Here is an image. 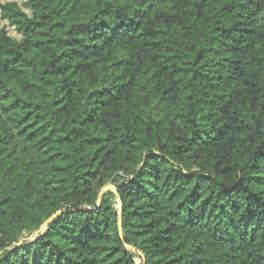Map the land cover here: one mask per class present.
<instances>
[{"label":"trees","instance_id":"trees-1","mask_svg":"<svg viewBox=\"0 0 264 264\" xmlns=\"http://www.w3.org/2000/svg\"><path fill=\"white\" fill-rule=\"evenodd\" d=\"M12 1L0 264H264V0Z\"/></svg>","mask_w":264,"mask_h":264},{"label":"rangeland","instance_id":"rangeland-1","mask_svg":"<svg viewBox=\"0 0 264 264\" xmlns=\"http://www.w3.org/2000/svg\"><path fill=\"white\" fill-rule=\"evenodd\" d=\"M9 2H13L12 0H0V4H6V3H9ZM14 2H16V3H18L19 5H22L23 4V2H24V0H16V1H14ZM0 25L1 26H4L5 25V23L4 22H2V21H0ZM7 32H8V34H9V36H11V37H13V38H18V35H17V33L12 29V28H10V27H8L7 28ZM194 172H195V170H193ZM109 187H112V185H108ZM108 190H111V188H108L106 191H108ZM105 192V191H104ZM29 239V236H28V234H23L22 235V238L20 239V242H22V241H24V240H28ZM137 262H139V259H137L136 260Z\"/></svg>","mask_w":264,"mask_h":264},{"label":"water","instance_id":"water-1","mask_svg":"<svg viewBox=\"0 0 264 264\" xmlns=\"http://www.w3.org/2000/svg\"><path fill=\"white\" fill-rule=\"evenodd\" d=\"M108 188H111V191L114 192V188L113 187H109V186H105L102 190V192L106 191ZM97 204H99V200L97 202ZM119 208H120V203H119ZM84 210H87V209H84ZM63 211H59L57 213H55L54 215H52L48 220H46L42 226L40 227V229L34 234L33 238L30 240L32 241L33 239H35V237L40 233L42 232L46 226L54 219L57 217V215H59L60 213H62ZM21 242H18L17 244H15V246H19ZM129 249H132L131 247H128ZM2 254V252H0V255Z\"/></svg>","mask_w":264,"mask_h":264}]
</instances>
